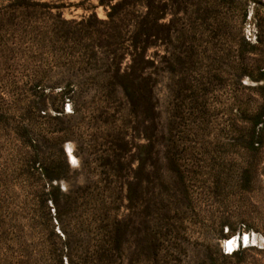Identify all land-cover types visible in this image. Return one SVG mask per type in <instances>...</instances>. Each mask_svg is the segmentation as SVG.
Listing matches in <instances>:
<instances>
[{
    "label": "rangeland",
    "instance_id": "374dc122",
    "mask_svg": "<svg viewBox=\"0 0 264 264\" xmlns=\"http://www.w3.org/2000/svg\"><path fill=\"white\" fill-rule=\"evenodd\" d=\"M80 1L0 0V264H264V0Z\"/></svg>",
    "mask_w": 264,
    "mask_h": 264
},
{
    "label": "trees",
    "instance_id": "16d2710c",
    "mask_svg": "<svg viewBox=\"0 0 264 264\" xmlns=\"http://www.w3.org/2000/svg\"><path fill=\"white\" fill-rule=\"evenodd\" d=\"M89 0H82L80 2H78L75 6H80L82 7L84 10H87L88 8H85L83 7V4L85 2H88ZM97 1V4L94 6V5H90L88 6L89 9H94L95 7L97 6H101L104 8L108 7L109 8V12L106 13V18L107 20L106 21H101L100 23L103 25V26H109L110 23L113 22L114 18L116 15H118V12L122 11L124 8V4H125V0H96ZM112 1H115L113 4H112ZM36 3V2H34ZM90 18H95V14L94 13H91L87 19H90ZM84 17L82 18V20L80 21V24L83 23L84 21ZM124 91H126V89L124 88ZM127 94V92H126ZM44 171V175L46 176L47 180L48 181H52V180H58L61 178V176L59 175H56V174H50L48 173L46 170H43ZM56 189V188H55ZM53 203L56 204V200H53Z\"/></svg>",
    "mask_w": 264,
    "mask_h": 264
},
{
    "label": "bare ground",
    "instance_id": "6f19581e",
    "mask_svg": "<svg viewBox=\"0 0 264 264\" xmlns=\"http://www.w3.org/2000/svg\"><path fill=\"white\" fill-rule=\"evenodd\" d=\"M250 241L249 236L245 235L242 239H241V243H243L244 245L247 244ZM252 242H255V237L251 238ZM240 244V238L236 239L233 238L230 241H228L226 243L227 247L231 250L234 249L235 247H237Z\"/></svg>",
    "mask_w": 264,
    "mask_h": 264
}]
</instances>
